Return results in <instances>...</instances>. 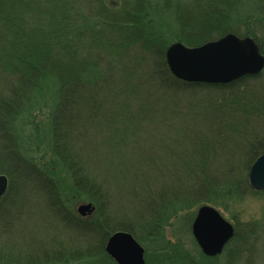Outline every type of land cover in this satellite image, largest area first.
<instances>
[{
    "label": "trees",
    "instance_id": "obj_1",
    "mask_svg": "<svg viewBox=\"0 0 264 264\" xmlns=\"http://www.w3.org/2000/svg\"><path fill=\"white\" fill-rule=\"evenodd\" d=\"M80 1L0 0V132H13L11 121L35 92L55 80L59 93L50 121L52 148L74 190L96 206L93 217H78L64 205L47 171L3 152L0 174L10 184L0 201V264L57 259L27 238L28 227L45 208L58 224L100 242L88 250L95 252L90 255L112 260L104 244L113 232L125 231L137 240L157 236L167 211L174 215L177 204H212L226 188L236 195L251 191L249 171L264 151L254 150L251 142L264 135L251 123L264 114V72L227 85L183 82L168 67V41L151 30L145 0L124 2L118 12L105 5L93 14L80 13ZM179 17L180 37L189 46L220 27L219 19L205 25L196 21L200 25L190 36L186 29L192 19L186 12ZM253 21L264 33V14ZM260 48L264 54V45ZM156 136L165 151L159 158L146 154L152 166L143 169L140 149L154 151ZM162 155L171 162H158ZM178 156L183 162L176 161ZM156 168L161 180L153 185L138 180L151 181ZM135 182L136 190H129ZM116 198L128 212H118ZM18 224L27 230L22 233ZM72 253V259L86 257V252Z\"/></svg>",
    "mask_w": 264,
    "mask_h": 264
},
{
    "label": "rangeland",
    "instance_id": "obj_2",
    "mask_svg": "<svg viewBox=\"0 0 264 264\" xmlns=\"http://www.w3.org/2000/svg\"><path fill=\"white\" fill-rule=\"evenodd\" d=\"M131 1L81 0L79 10L83 14L89 12L93 14L100 10L102 6L105 10L106 5L110 11L118 12L124 2L130 5ZM235 1L200 0V3L195 5L197 3L195 0H145L144 11L151 21V30L163 33L164 38L168 41V46L177 42L184 43V36L180 37L181 24L179 19L181 17L179 16L181 13L186 12L187 17L190 16L189 18L193 21L190 28L186 29V33L190 36H193L192 30L200 25L196 24V21L200 23L202 20V25H205L207 20L214 22L219 19L220 22L218 31L213 30V33L206 36L205 41L202 40L195 46L187 45L189 47H199L207 42L219 40L228 34L250 37L255 39L256 42L260 41L258 45L261 47V44L264 45V33L260 22H254L253 20L257 16H263L264 2L262 0H238L234 3ZM184 44L186 45V43ZM263 72L264 69L261 74ZM261 74L256 76L261 77ZM1 85L2 82H0V98L3 97ZM42 87L39 92H35L32 102L22 114H19L16 120L11 121L14 131H10V133L0 132V159L1 155H4L3 152H8L10 159L13 157V159L28 162L47 171L48 176L58 184L62 202L67 209L78 217L85 219L79 215L78 207L81 204H92L96 211V206L85 195L74 190L75 187L68 172L63 169L52 148L50 121L56 107L59 86H57L55 80L50 79ZM251 123L260 134L264 133V114L259 121L253 119ZM261 138H264V135L261 134ZM260 139H251L253 147H255L254 150L264 147V143ZM162 142L163 140L156 136L151 142L155 152L146 150L145 147L144 150L140 149L141 153L138 157L140 166L145 167L143 169L147 170L149 166H152L149 160L147 164L146 154L148 156L156 154L158 158L161 157L157 154L165 151ZM134 147L137 148L136 144H134ZM162 156L158 162H171V157ZM176 161L183 162V158L178 156ZM2 163L4 164L5 161H0V166ZM156 171L157 173L151 177V181L148 177H139L138 180L141 179L147 184L151 182V185H153L154 181L161 180L159 178L162 177L160 170L156 168ZM136 188L137 183L135 182L128 189L136 190ZM120 192L121 190H115V196L121 195ZM234 192L236 190L232 188L222 190L218 196L212 199V204L210 202L205 204H177L174 207V215H170V210H168L160 234L151 237L146 235L145 238L138 240L146 250V264H264V191H255L251 187V191L243 193V195L233 194ZM42 197L44 196L41 195L39 201H41V206L45 208L47 202L45 198L42 200ZM119 201L120 198H116L118 212H128L127 206L119 203ZM205 205L215 208L234 227V236L227 243L223 252L215 257H209L203 253L192 229L198 210ZM112 209L110 208V210ZM94 213L88 214L87 218L93 217ZM36 218L38 220L37 223L33 224L34 227H28L27 238L35 239L48 249L47 252L56 256L57 259L49 260V264H115L113 263L114 260H109L106 257L98 258L99 256L90 255L89 253L95 254V252H88V250L95 249V246L99 247L100 242L87 241V237L79 236L65 226L58 224L48 208L43 209ZM18 229H21L22 233L27 230L19 224ZM116 232L110 234L105 242L106 244ZM106 244H104L105 252ZM74 251L86 252V257L76 256L75 259H72V252Z\"/></svg>",
    "mask_w": 264,
    "mask_h": 264
},
{
    "label": "water",
    "instance_id": "obj_3",
    "mask_svg": "<svg viewBox=\"0 0 264 264\" xmlns=\"http://www.w3.org/2000/svg\"><path fill=\"white\" fill-rule=\"evenodd\" d=\"M166 61L176 78L210 85L230 84L245 76L259 75L264 69V56L258 44L250 37L240 38L235 34L199 47L175 43L167 49ZM249 181L254 190H264V153L252 165ZM8 189L7 176L0 175V200ZM94 211L92 204L78 207L82 216ZM192 229L203 253L209 257L221 254L234 236L233 225L211 206L198 210ZM106 252L118 264H146L145 249L127 232L114 233L107 242Z\"/></svg>",
    "mask_w": 264,
    "mask_h": 264
}]
</instances>
